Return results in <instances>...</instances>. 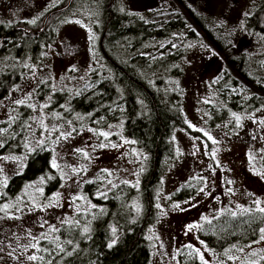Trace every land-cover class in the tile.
<instances>
[{"label": "rangeland", "instance_id": "obj_1", "mask_svg": "<svg viewBox=\"0 0 264 264\" xmlns=\"http://www.w3.org/2000/svg\"><path fill=\"white\" fill-rule=\"evenodd\" d=\"M59 1L0 0V24H32L30 21L38 20ZM97 1L82 0L67 16L71 19L56 24L53 39L40 61L25 66L19 82L0 98V198L9 180L22 171L30 152H48L60 174L59 189L48 203H39L35 198L41 189L35 182L13 204L0 205V209L8 206L6 213L0 211V264H36L28 257H38L37 240L53 239L57 229L75 213L91 207L83 198L85 184L91 183L105 194L116 189L122 193L123 185L132 184L137 175V161L130 155L127 140L117 131L111 132L118 144L111 145L107 130L79 124L76 119L61 123L48 109L51 92L71 89L69 94L80 97L95 88V84L87 83L93 64L98 62L91 22L85 17ZM181 1L221 29L227 53L243 59L246 75L264 79V37L244 32V21L258 0ZM118 3L131 11H141L155 28L163 27L180 13L174 0H117ZM184 27L191 29L189 23ZM184 34L185 30L178 31L179 37L158 43L150 58L179 53L182 73L178 84L182 93L176 103L185 123L200 132L208 145L182 130L173 134V148L164 157L156 193L157 218L147 232L149 264H264V241L260 239L214 252L201 238L202 227L220 215L257 211L256 201L264 207V105L251 111L242 108L260 93L259 83L242 79L233 83L228 78L231 66L204 40L192 39V32L189 39ZM42 82H48L50 93L39 99L35 91ZM226 104L234 105L236 111L212 128L209 116ZM23 107L26 120L19 114ZM17 125L22 128L18 134L25 137L13 152H8L7 147L12 146L8 137L15 141L19 136L14 132ZM101 132L107 135H99ZM182 189L188 191V196L173 199Z\"/></svg>", "mask_w": 264, "mask_h": 264}, {"label": "trees", "instance_id": "obj_2", "mask_svg": "<svg viewBox=\"0 0 264 264\" xmlns=\"http://www.w3.org/2000/svg\"><path fill=\"white\" fill-rule=\"evenodd\" d=\"M81 2L61 0L32 24H0V98L19 82L25 66L40 61L53 39L56 24L62 19H71L67 16ZM174 2L180 13L161 28L148 24L141 11L126 9L123 3L117 4V0H98L85 17L91 22L98 62L93 64L87 83L95 84V88L80 97L69 94L71 89L51 92L49 113L61 123L76 119L79 124L98 125L110 134L111 145L118 144L116 135L111 132L117 131L127 140L138 172L132 184L123 185L122 193L116 189L105 194L103 189L85 184L83 198L91 207L75 213L69 222L57 229L53 239L38 243L36 264L150 263L147 232L157 218L156 193L164 170V157L173 148V134L182 130L188 136L207 142L200 132L185 123L176 103L182 93L178 84L182 73L179 53L151 60V52L157 49L158 43L179 37L176 33L182 30H185L184 38L189 39L192 32V39L204 40L226 65L231 66L228 78L233 83L240 79L258 81L260 93L242 108L251 111L264 105V79L246 75L243 59L232 58L227 53V40L221 35V29L183 5V1ZM188 23L189 30L184 27ZM244 32L264 37V0H258L245 19ZM35 93L43 99L50 93L48 82L39 83ZM233 111L236 107L226 104L219 111L213 110L208 122L214 128ZM26 112L24 107L19 111L24 120ZM18 125L14 127L15 134L22 130ZM24 137L20 134L13 141L9 136L7 142L12 146L7 147L8 152H13ZM35 182L41 187L35 198L42 204L48 203L59 189L60 174L54 169L48 152L27 154L22 171L12 177L4 189L0 205L13 204L14 199ZM187 196L188 191L182 189L173 199L182 200ZM262 228L264 214L259 211L249 210L240 215L228 213L206 223L201 229V238L212 251L223 252L257 242Z\"/></svg>", "mask_w": 264, "mask_h": 264}, {"label": "snow or ice", "instance_id": "obj_3", "mask_svg": "<svg viewBox=\"0 0 264 264\" xmlns=\"http://www.w3.org/2000/svg\"><path fill=\"white\" fill-rule=\"evenodd\" d=\"M30 23H35V20H33V21H30ZM77 23H78V21H77ZM17 103H23V101H18ZM239 117H236V120L237 121H239ZM237 126H239V123L237 124ZM99 135H101V136H106L107 134L106 133H104V132H101V133H99ZM207 135V134H206ZM209 139H212V137L211 136H209L208 137ZM213 143H216V141L215 140H213ZM86 155V154H85ZM53 167H57V165H55V163L53 164ZM3 183L6 185L7 184V180L5 179L4 181H3ZM229 183H230V181H229ZM203 189H201V191H202ZM256 204H257V211H259L260 213H264V207H259V205H260V201H256L255 202ZM7 205H5L4 206V208L3 209H0V211H4L5 213H6V211H7ZM176 207H179L178 205H176ZM247 211V210H246ZM233 215H235V213H233ZM260 232H261V237H260V240L261 241H264V228H262V229H260ZM37 243H39V241L37 240ZM36 245L35 244H33L32 245V247H35ZM110 247H111V245H109ZM28 259L29 260H31V261H35L36 259H37V257L35 256V255H32V256H29L28 257ZM200 259H201V261L203 262L204 261V258H203V256H201L200 257Z\"/></svg>", "mask_w": 264, "mask_h": 264}]
</instances>
